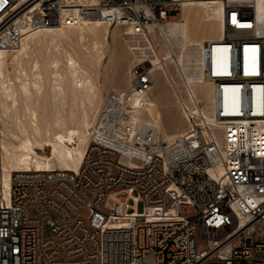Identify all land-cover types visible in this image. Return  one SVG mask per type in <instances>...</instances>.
<instances>
[{
	"label": "built area",
	"instance_id": "obj_1",
	"mask_svg": "<svg viewBox=\"0 0 264 264\" xmlns=\"http://www.w3.org/2000/svg\"><path fill=\"white\" fill-rule=\"evenodd\" d=\"M260 3L223 0L225 33L201 50L213 120L197 102L190 129L172 142L134 123V97L153 85L150 60L132 66L130 91L105 100L76 171L16 172L6 188L0 133V264H264ZM181 8L179 0H0V57L66 19L145 35Z\"/></svg>",
	"mask_w": 264,
	"mask_h": 264
},
{
	"label": "bare ground",
	"instance_id": "obj_2",
	"mask_svg": "<svg viewBox=\"0 0 264 264\" xmlns=\"http://www.w3.org/2000/svg\"><path fill=\"white\" fill-rule=\"evenodd\" d=\"M179 1V18L150 26L145 35L128 28L121 34L137 63L152 64L151 89L134 97V123L156 128L168 143L190 129V113L200 112L197 102L204 103L203 115L213 120V89L202 70L201 50L205 42L225 33L223 0ZM112 30L97 18L66 19L27 36L17 50L1 52V167L6 188L16 172L81 167L98 135L96 114L110 97L104 99V88L121 94L125 90L119 85L125 81L129 91L132 87V68L125 79L114 74L117 68L111 72L108 64L104 67L106 51L117 46L118 32ZM115 57L122 64V57ZM219 132L223 138L224 131Z\"/></svg>",
	"mask_w": 264,
	"mask_h": 264
},
{
	"label": "rangeland",
	"instance_id": "obj_3",
	"mask_svg": "<svg viewBox=\"0 0 264 264\" xmlns=\"http://www.w3.org/2000/svg\"><path fill=\"white\" fill-rule=\"evenodd\" d=\"M182 12V8H181V11L177 14V13H174V16L176 17V18H179L180 16H181V13ZM75 21V20H74ZM110 29H115V31H117L118 32V38H117V46H115V45H113L112 44V46H110V49L108 50V51H106L107 53H106V56H105V60H104V67L106 66V64H108V68L111 70V72H113V71H115L116 70V68H117V70L115 71V73L114 74H118L119 76H124L125 77V79L126 78H128V76H129V74H128V72L130 71V69L132 68V66H134L137 62H138V60L136 61L134 58H135V56L132 54V52H130V50H129V48H128V46H127V44L125 43V41H124V39H123V37H122V33H124V30L123 29H121V28H119V27H111ZM112 30V31H113ZM120 34V35H119ZM127 46V47H126ZM114 47H116V48H114ZM126 49V50H125ZM116 55H119V56H121L122 57V59H121V61L120 62H122V64L121 63H118L117 62V60L116 61H114L115 59H117V57H115ZM112 57V58H111ZM110 61V62H109ZM127 61V62H126ZM107 62V63H106ZM115 62V63H114ZM113 63H114V65H113ZM119 64V65H118ZM121 64V65H120ZM132 64V65H131ZM118 65V66H117ZM110 66V67H109ZM112 66V67H111ZM114 66V67H113ZM117 66V67H116ZM115 68V70H112V69H114ZM118 87V86H117ZM119 87H120V89H119ZM119 87H118V89L119 90H122V91H127L128 90V88H129V85H128V83L125 81L123 84H122V86H120L119 85ZM109 87H107V88H104V90H103V93H104V99L108 96V95H111V94H114V92H113V89L112 88H109ZM107 90V91H106ZM124 91V92H125ZM164 130V129H163ZM142 205H139V210L140 211H142ZM46 233H47V235L48 236H50L51 235V230H50V228L47 226V229H46ZM259 256L260 257H262L263 256V254H259Z\"/></svg>",
	"mask_w": 264,
	"mask_h": 264
}]
</instances>
